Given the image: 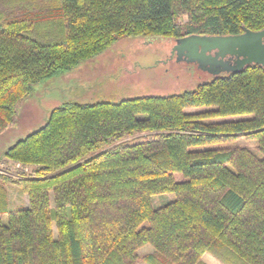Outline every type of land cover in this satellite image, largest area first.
I'll return each instance as SVG.
<instances>
[{
  "label": "trees",
  "instance_id": "trees-1",
  "mask_svg": "<svg viewBox=\"0 0 264 264\" xmlns=\"http://www.w3.org/2000/svg\"><path fill=\"white\" fill-rule=\"evenodd\" d=\"M244 27L264 28V0H0V132L36 84L124 37ZM198 107L209 109L187 110ZM135 132L154 134L118 143ZM240 135L256 139L259 153L194 148ZM5 157L34 169L1 176L0 264H137L146 244L148 264H206L207 252L225 264H264L263 65L168 95L65 101ZM9 183L28 206L10 207ZM167 193L174 199L155 206Z\"/></svg>",
  "mask_w": 264,
  "mask_h": 264
},
{
  "label": "rangeland",
  "instance_id": "rangeland-1",
  "mask_svg": "<svg viewBox=\"0 0 264 264\" xmlns=\"http://www.w3.org/2000/svg\"><path fill=\"white\" fill-rule=\"evenodd\" d=\"M179 22L187 23V16H181ZM175 43V38L167 37H124L101 55L83 61L73 70L36 84L32 93L19 101L13 123L0 132V181L3 174L15 176L19 175L22 169L27 174L33 171V166L22 168L20 164L7 159L5 151L17 140L44 126L51 110L65 101L117 102L132 97L168 95L196 88L203 81L212 80L214 75L202 70L196 63L179 60L177 54H173ZM208 109L198 107L187 110L196 113ZM246 117L249 116L216 120ZM153 134L135 132L118 143L138 142L151 138ZM232 146H246L259 153L257 140L243 135L194 148ZM177 178L181 179V175L177 174ZM6 186L11 208L29 205L28 194L20 186L10 183ZM174 197L172 193L159 194L154 196L153 202L155 206H159ZM153 251L151 244L140 247L137 251V264H148L144 256ZM201 259L206 264H225L209 252Z\"/></svg>",
  "mask_w": 264,
  "mask_h": 264
},
{
  "label": "water",
  "instance_id": "water-1",
  "mask_svg": "<svg viewBox=\"0 0 264 264\" xmlns=\"http://www.w3.org/2000/svg\"><path fill=\"white\" fill-rule=\"evenodd\" d=\"M174 52L179 60L197 63L214 76L237 73L252 64L264 66V28L244 27L235 35L190 34L176 39ZM234 56L233 63L226 59Z\"/></svg>",
  "mask_w": 264,
  "mask_h": 264
},
{
  "label": "flooded vegetation",
  "instance_id": "flooded-vegetation-1",
  "mask_svg": "<svg viewBox=\"0 0 264 264\" xmlns=\"http://www.w3.org/2000/svg\"><path fill=\"white\" fill-rule=\"evenodd\" d=\"M174 55H176V52H174L173 53ZM213 54H214V52H213ZM226 59H229L230 60V62H234L235 60H236V57L234 56V57H228V58H226ZM194 63V62H193ZM197 64V63H196ZM198 65V64H197Z\"/></svg>",
  "mask_w": 264,
  "mask_h": 264
}]
</instances>
